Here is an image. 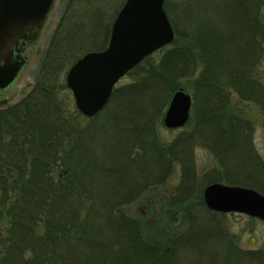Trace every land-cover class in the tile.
I'll return each instance as SVG.
<instances>
[{
    "label": "trees",
    "instance_id": "trees-1",
    "mask_svg": "<svg viewBox=\"0 0 264 264\" xmlns=\"http://www.w3.org/2000/svg\"><path fill=\"white\" fill-rule=\"evenodd\" d=\"M220 2L164 0L182 45L159 49L158 60L146 56L127 72L134 78L115 86L102 111L89 118L58 98L60 89L66 91L61 66L74 61L70 55L76 59L78 48L76 29L62 16L32 88L0 108V264H264V247L231 248L222 227L206 225L209 220L190 207L209 211L202 188L220 182V175L229 184L264 192V161L249 136L252 121L231 106L233 95L254 103L264 127L258 74L264 58L258 10L264 0ZM186 76L193 77L195 115L186 122L191 129L161 142L154 125L162 123L172 93L186 91L180 83ZM196 142L215 155L222 174L210 173L197 183L191 155ZM230 160L239 167L232 168ZM175 162L180 181L160 201L173 206L191 200L182 211L188 224L165 246H155L148 238L155 225L146 213L132 216L124 207L150 186L162 185ZM170 206L164 214L172 223ZM212 235L222 248L199 249ZM187 248L195 250L193 259Z\"/></svg>",
    "mask_w": 264,
    "mask_h": 264
},
{
    "label": "rangeland",
    "instance_id": "rangeland-1",
    "mask_svg": "<svg viewBox=\"0 0 264 264\" xmlns=\"http://www.w3.org/2000/svg\"><path fill=\"white\" fill-rule=\"evenodd\" d=\"M124 2L125 0H54L46 18L37 27L30 29L15 41L14 54L18 56V60L21 62V68L14 81L8 87L0 89V108L16 103L32 88L38 77L39 64L44 52L49 45L60 19L65 14L67 20L66 26L68 28L71 27L72 30H74V28L76 29L75 34L73 31V35L77 38L76 46L78 48L76 53H74L77 54L75 56L76 59H74V56L70 55L69 59H73L74 61L65 67V64L68 63L67 60H65V63L61 66L62 68L64 67V70L63 72H60L59 78L63 80L66 91L63 92V89H60L62 91L59 92L58 98L60 100H65L70 108L76 109L71 91L65 83L66 72L69 67L86 52L102 50L107 46L113 21ZM177 2L178 0H172V3L174 4ZM66 9L67 12L65 13ZM258 11L261 18L264 19V8L261 6ZM177 14L178 13L174 15L176 16ZM241 23L242 22L239 21L238 17L236 22L237 28L240 27ZM174 42L171 43L174 45H180L183 43V40L181 41L175 37ZM171 43L169 46H171ZM152 54L153 60L159 59V52H154ZM196 74L197 71L193 74L195 75L193 77H196ZM258 74L260 75L259 77L261 81L264 83V58L258 68ZM193 77L186 76L180 79V83L185 86L186 91L191 96L193 94ZM133 78L134 75L126 73L115 86L128 83ZM232 97L236 99V102H233L231 105L232 109L237 112L240 111L242 116L252 121L250 123L251 129L249 130L252 147L261 160L264 161L263 114L259 107L254 103L239 100L234 97V95ZM194 115L195 114L190 110V117L192 116L193 118ZM191 125L186 124L178 129H167L162 123L156 122L154 129L161 142L169 143L180 133L189 131ZM191 155L195 165L197 183L203 176L209 175L210 173L215 175L217 172H220V174H222L223 166L219 164L215 155L202 144L198 142L192 144ZM229 165H231L232 168L239 167L237 162H233L232 160H230ZM219 177L221 178L220 182L227 183L226 180L223 179V175H220ZM180 178L181 171L179 163L175 162L172 164L170 175L167 176L162 185L150 186L145 192L139 195L136 200L124 207V211L132 216L137 215V213H146L145 219L149 221V223L152 222L155 225L156 231L153 230L154 233H151V236L149 235L150 237L148 236L150 242L155 246H165L174 232L185 230L188 224V222H186L187 218L182 211L185 204L187 202L189 203L191 200L184 202L183 205L174 204L173 206H170L167 202L161 203L160 201V199L167 198L169 194L175 192ZM259 192L264 194V192ZM189 204H187V206ZM162 205L164 207H162ZM166 205L167 207L170 206V213L174 216L172 223L165 218L166 213L164 214V212L167 208H165ZM196 205L197 204L194 203V205L190 207H194L193 209L195 212L198 211V217L200 219L209 220L206 225L210 224V226H215L219 224L222 227V232L225 234L226 241H232V247L237 246L244 250L264 247V220L240 213H213ZM214 229L215 227L213 230ZM206 237L207 239L203 242V248H200L201 245L199 249L205 248V250H207L210 248H222L211 238L213 235ZM193 248L191 250L190 248H187L189 258L192 259L196 255V253L194 254L195 250ZM182 253L183 252L181 251V258Z\"/></svg>",
    "mask_w": 264,
    "mask_h": 264
},
{
    "label": "water",
    "instance_id": "water-1",
    "mask_svg": "<svg viewBox=\"0 0 264 264\" xmlns=\"http://www.w3.org/2000/svg\"><path fill=\"white\" fill-rule=\"evenodd\" d=\"M164 0H125L117 13L107 46L89 51L67 70L65 83L77 110L92 117L107 104L115 84L143 58L170 44L174 31ZM54 0H0V89L8 87L21 68L15 41L47 16ZM191 97L179 88L163 115L165 127H182L189 118ZM206 208L241 213L264 220V194L240 185L211 182L202 189Z\"/></svg>",
    "mask_w": 264,
    "mask_h": 264
},
{
    "label": "flooded vegetation",
    "instance_id": "flooded-vegetation-1",
    "mask_svg": "<svg viewBox=\"0 0 264 264\" xmlns=\"http://www.w3.org/2000/svg\"><path fill=\"white\" fill-rule=\"evenodd\" d=\"M231 248H238L237 246H235V247H231Z\"/></svg>",
    "mask_w": 264,
    "mask_h": 264
}]
</instances>
